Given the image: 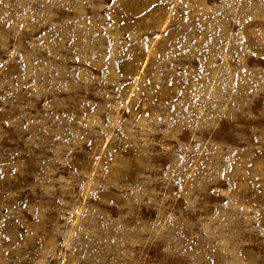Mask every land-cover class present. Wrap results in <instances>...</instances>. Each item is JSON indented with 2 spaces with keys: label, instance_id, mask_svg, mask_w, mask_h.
Masks as SVG:
<instances>
[{
  "label": "rangeland",
  "instance_id": "374dc122",
  "mask_svg": "<svg viewBox=\"0 0 264 264\" xmlns=\"http://www.w3.org/2000/svg\"><path fill=\"white\" fill-rule=\"evenodd\" d=\"M0 264H264V0H0Z\"/></svg>",
  "mask_w": 264,
  "mask_h": 264
}]
</instances>
